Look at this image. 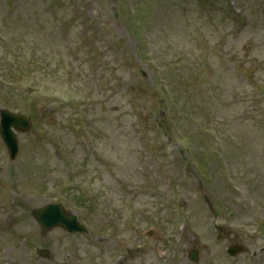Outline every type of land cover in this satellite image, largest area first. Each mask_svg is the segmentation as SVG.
Listing matches in <instances>:
<instances>
[{
	"label": "rangeland",
	"instance_id": "374dc122",
	"mask_svg": "<svg viewBox=\"0 0 264 264\" xmlns=\"http://www.w3.org/2000/svg\"><path fill=\"white\" fill-rule=\"evenodd\" d=\"M30 1V3H29ZM126 6H131L132 8L137 9V5L141 2H146V8L141 6V10L147 19L146 28L144 35L149 38L150 48L155 49L156 58L158 63L162 67H167V70L171 71L175 77H184L186 80L183 81L185 84L187 79L192 77L195 79L197 77L196 91L199 95V86H203L205 83V88H209L213 91V97L223 96L224 100L229 99V95H226L224 91V84L222 78L228 77L227 68L232 67L234 61H230L228 56L233 53H239L236 60L240 62V58H244L245 54L253 52L254 55H257L260 59H264V29H261V26H264V0H243L239 1V5L243 8V5L247 8L249 14H251V19L244 21L240 27H238L239 37H233L228 34L231 33L232 28L228 27L229 24L222 26L220 33H214V28L206 24L204 18H200L201 24L189 25V28L186 27L183 23V16L181 12V4H186L187 0H122ZM190 3V1H188ZM219 2V1H218ZM84 5L87 9L95 16L102 21L103 24L99 27V31L106 30V34L102 35V40L116 42L122 40L124 45L132 48L135 44V39L128 32L127 27L123 22H114L110 15H108V7L110 11V0H84ZM17 11L13 17L8 16V3L6 0H0V22L4 24L1 33L6 35L9 39H13L19 34L27 36L31 43L43 44V39L47 38L51 42V47H58L62 41L59 36V30L56 25H53L49 16L45 13V7H48L40 0H16ZM29 8V10L26 9ZM190 16V15H189ZM65 21L67 18L63 15ZM219 24H222L221 18L218 19ZM230 26V25H229ZM185 27V28H184ZM187 28V29H186ZM102 33V32H101ZM194 39L196 44L199 47L202 59L210 57L215 65L218 68L219 75H202L200 72L192 73L188 72L187 66L184 63V58L177 55L175 50H170L172 46H182L188 40ZM148 41V40H147ZM224 43L222 51L229 55H223L221 52V44ZM258 44H262V49ZM216 46V47H215ZM221 57V58H220ZM110 58H113V54L110 55ZM109 61V53L107 55ZM173 61H179V64L175 66ZM261 76H264V68H258ZM99 74V73H98ZM129 78L126 77V80ZM227 79V78H225ZM127 88L126 81L121 85ZM182 93L186 98L189 96L186 89L182 87ZM189 100H193L188 97ZM194 100H198V97L195 96ZM201 102H207L212 106H218L219 102L215 101L214 98H205L199 97ZM97 106L91 107L88 112V120L93 124L94 130L100 135L105 137L101 138V148L104 153L113 159L115 166H113L111 172H120L122 180H127L131 177V170L136 171L141 167H145L144 174L150 179H155L157 176L156 172L160 171L161 178L165 179L167 174L172 177H178L180 175V165L176 163L175 159L173 162L167 160L164 156H155L147 152V149L144 150V145L138 143L131 132L128 124L131 121L127 117L128 110L125 108L115 107L117 103L113 104V108L109 107L104 99L100 100ZM141 104L145 109H148L150 106L146 103L145 100L141 99ZM123 109L122 112H119ZM109 110H111L109 112ZM234 119L233 117H231ZM42 123L49 130V137L53 138V145L46 146L43 141L36 139L33 132L27 134L22 133L20 135V141L25 145V154L21 162L15 163L12 166H5L4 174L0 175V188L4 185V182L7 180H18V183L24 182V177L30 176L34 172V175H38L39 178H44L41 172L44 168H57L58 165L60 170L64 163L67 164H76L80 166H87L90 171H92V166L99 165L94 162L91 158H86L84 155V144L80 139H76L67 129H63L58 121L52 120L49 116L45 115L42 117ZM52 122L55 124V129L50 128L48 123ZM187 124H184L182 127V132L191 133V130ZM264 127V126H263ZM255 124L250 123L243 126L241 129H238L231 134L235 139L239 141H244L239 136L242 132L243 137L250 138L254 132ZM264 132V131H263ZM32 136L30 140L32 145H28L26 138ZM111 136V140H109ZM1 144V142H0ZM61 147L63 153L65 154V159L62 162L56 161L49 152L53 153L54 148ZM248 149V148H244ZM176 146H170L168 149L167 156L170 159L178 157L179 154L176 152ZM48 151V152H47ZM141 153L144 157L142 162H140ZM264 153L263 151H256V153H250L249 151L236 152L232 154V160L237 168L238 172H242L244 165L249 167L246 172L249 176H257L256 174V165L260 164L261 171L264 173ZM1 158V152H0ZM43 163V164H42ZM45 163V164H44ZM142 165V166H141ZM33 171V172H32ZM94 171H92L93 175ZM36 177V176H35ZM186 184L194 186L197 184V181L202 180L200 176L189 173L187 177ZM113 179L109 176L108 180L102 182H97L98 186L107 188V193L110 196H117L118 188L111 181ZM247 179L242 180L241 188L238 189L240 193L239 199L242 203H247L257 197L260 194H264V190L257 189L250 184ZM187 196L190 192L184 190ZM197 193L194 192V207L198 208L195 198ZM226 200L227 205H231L230 202ZM20 208L15 212L16 221L13 224V230L16 228L17 232L26 231L30 227L29 219H25V214L29 213L34 206L37 205L36 201L25 202L22 200ZM235 209V208H234ZM200 210V208H199ZM237 210V209H235ZM201 211V210H200ZM252 213H240L235 222L237 223H247L250 221ZM208 220V213L204 212L203 218L200 220L195 219L197 228H199L204 234L209 232L208 242L212 245L213 234L210 231H206V223ZM29 221L30 223H27ZM233 225V219H232ZM12 231V233H17ZM160 233L166 234L167 232L161 231ZM229 237L224 238L223 245L233 244L235 242L244 243L245 251L239 256V258H245L249 248L253 244L251 239H246L241 235L240 232L236 231L235 228H231L230 233L227 234ZM11 244L14 245L15 242L13 238L10 240ZM17 243V242H16ZM215 243V242H214ZM212 249L208 252L198 248L199 258L201 264H210L213 263L218 258L219 248L214 245L211 246ZM183 258L187 260V254ZM198 258V259H199ZM237 263L244 264V260H238Z\"/></svg>",
	"mask_w": 264,
	"mask_h": 264
}]
</instances>
